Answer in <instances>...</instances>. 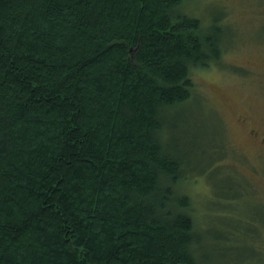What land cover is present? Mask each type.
Returning a JSON list of instances; mask_svg holds the SVG:
<instances>
[{
	"label": "trees",
	"instance_id": "trees-1",
	"mask_svg": "<svg viewBox=\"0 0 264 264\" xmlns=\"http://www.w3.org/2000/svg\"><path fill=\"white\" fill-rule=\"evenodd\" d=\"M187 1L0 0V264H201L181 109L227 28Z\"/></svg>",
	"mask_w": 264,
	"mask_h": 264
},
{
	"label": "rangeland",
	"instance_id": "rangeland-1",
	"mask_svg": "<svg viewBox=\"0 0 264 264\" xmlns=\"http://www.w3.org/2000/svg\"><path fill=\"white\" fill-rule=\"evenodd\" d=\"M184 11L207 25L221 15L227 38L219 63L192 72L200 101L181 109L182 125L190 146L200 138L193 172L208 169L177 191L192 200L201 264H264V0H188Z\"/></svg>",
	"mask_w": 264,
	"mask_h": 264
},
{
	"label": "flooded vegetation",
	"instance_id": "flooded-vegetation-1",
	"mask_svg": "<svg viewBox=\"0 0 264 264\" xmlns=\"http://www.w3.org/2000/svg\"><path fill=\"white\" fill-rule=\"evenodd\" d=\"M255 134V133H254Z\"/></svg>",
	"mask_w": 264,
	"mask_h": 264
}]
</instances>
